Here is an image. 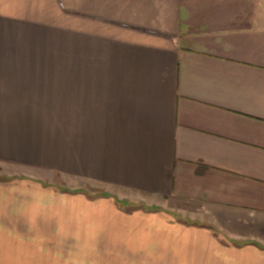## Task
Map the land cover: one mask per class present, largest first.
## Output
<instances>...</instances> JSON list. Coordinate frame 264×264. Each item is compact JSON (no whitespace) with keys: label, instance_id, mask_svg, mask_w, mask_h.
<instances>
[{"label":"crops","instance_id":"0c3cea01","mask_svg":"<svg viewBox=\"0 0 264 264\" xmlns=\"http://www.w3.org/2000/svg\"><path fill=\"white\" fill-rule=\"evenodd\" d=\"M0 264H264V0H0Z\"/></svg>","mask_w":264,"mask_h":264}]
</instances>
